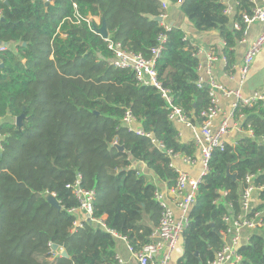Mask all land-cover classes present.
I'll use <instances>...</instances> for the list:
<instances>
[{"label":"trees","instance_id":"1","mask_svg":"<svg viewBox=\"0 0 264 264\" xmlns=\"http://www.w3.org/2000/svg\"><path fill=\"white\" fill-rule=\"evenodd\" d=\"M163 1H180L195 29L219 31L224 70L232 74L234 47L243 37L233 22L239 10L251 12V0H237L233 19L222 0H0V45L5 46L0 51V264H118L113 233L134 250L150 241L161 208L156 186L138 164L172 188L178 174L170 154L193 157L196 145L180 141L156 88L139 83L130 68L111 64L113 52L86 19H103L123 50L146 57L164 33L157 79L172 104L199 127L210 102L206 83L197 84L200 57L182 29L167 30L153 20L167 12ZM127 110L142 134L122 122ZM240 114L245 132L234 145L212 152L176 264L214 259L225 242L223 217L241 213L247 174L262 188L246 216L260 214L261 224L237 248V264H264V99L237 106L233 115ZM77 174L83 188L94 190L93 217L105 228L87 220L75 225L78 217L70 209L78 202L66 185ZM46 193L60 209L47 202Z\"/></svg>","mask_w":264,"mask_h":264},{"label":"built area","instance_id":"2","mask_svg":"<svg viewBox=\"0 0 264 264\" xmlns=\"http://www.w3.org/2000/svg\"><path fill=\"white\" fill-rule=\"evenodd\" d=\"M43 1L45 3L50 2V0ZM232 1H234L235 5H238L237 0H222L225 5L224 13L228 16H230L233 12V6L231 5ZM177 3H180V1H178ZM168 4V1H163V8L167 10ZM238 14L239 20L234 21L233 26L237 30H242L244 36L246 28L249 24L254 21L264 22V3L259 6H254L250 13L242 12L239 10ZM160 16H162L163 22L164 18L166 17V13L161 14ZM77 19L79 20V17ZM86 21L92 32L97 33L96 28L100 26L99 18L90 17L87 18ZM162 22L161 24L165 29L168 30L170 27ZM102 39L107 42L108 48L113 52V57L111 59L112 65L117 68H130L134 72L135 78L139 83L152 86L160 92L161 96L168 104L169 119H171L173 122L184 123L187 126H195L188 121L180 107L172 104L169 91L167 89H164L157 79L155 63L166 42V35L164 33L158 36L156 45L150 49L149 57L143 56L141 53L123 50L118 42H114L110 38L109 34H107L106 38ZM263 45L264 29L257 36V38L249 44L242 57L241 62L239 63V66L237 67V72L239 74L241 82L246 79L251 64L253 63L256 54L260 51ZM195 46L197 47L196 55L200 57L198 71L199 69L205 68V73L209 77L206 85L208 88L210 102L207 109L201 113V116L204 117V121L198 127L199 133H197L194 138L195 145L199 146L202 171L198 177H193L186 172L176 169L172 164V158L177 155H172L170 154V152H168L171 155L170 166L173 167L178 174L174 184V190L180 196L177 203V208L180 214L176 216L172 208L169 207V205L162 198L159 190L155 189L154 198L158 202L161 208V212L158 225L156 226V228H154L153 232L150 235V241L147 244L143 245L140 249L134 250L125 237L112 232L115 237L118 236L126 241L127 249L135 257L137 264L168 263L172 251L177 245V242L180 238H182V232L184 228L189 223L190 208L195 201V197L198 191V185L201 181V178L208 169V161L211 157V154L216 149H225L226 142L224 140V137L229 131V118L234 116V110L237 106L243 105L252 107L257 100L264 99V94L258 92L254 93V95L250 98H244L242 97V93L239 88H227L215 79L213 75L214 63L218 59H222L225 62L224 57L220 55L221 47L218 50H216L215 48L201 50L197 45ZM4 49L5 46L0 45V51H3ZM201 56L204 58V60L203 58L201 60ZM197 84L200 87L202 86L203 81L201 77H199ZM220 94L223 96L231 95L235 98L232 111L229 115H224V113L221 112V109L219 107ZM215 120H218V122L215 123ZM122 122L130 129H134L137 134L143 133L140 129H135L132 127V124L136 121L129 110L125 112ZM246 132L249 135L253 134L251 129H247ZM146 135L151 136L149 133H146ZM3 137L4 135L0 134V142ZM152 141L157 145L158 148H162L161 143L157 142V140L152 139ZM262 142H264V139H262ZM193 159L194 158L190 156L184 157L186 163H192ZM252 179V174H247L245 176L247 186L244 188L240 199L241 213L236 216L225 215L223 217V220L228 224L225 236H230V240L228 242H224L221 249L216 253L214 259L208 262V264H237L240 260V255L237 253V248L241 245V228L247 227L251 229H257L260 226V214H256L254 218H247L246 216V214L251 209L250 197L252 191L262 188L253 186V184L251 183ZM66 188H68L72 192L78 202V206L76 208H71L70 211L76 212L77 210H80L81 212H83L86 220L89 218L91 222H96L105 228V225L103 224L101 219L93 217V200L95 197V192L92 189H85L82 187L81 176L77 174L74 181L68 183L66 185ZM75 225H79V222L76 221ZM117 260L118 264L122 263V260L119 257H117Z\"/></svg>","mask_w":264,"mask_h":264},{"label":"crops","instance_id":"3","mask_svg":"<svg viewBox=\"0 0 264 264\" xmlns=\"http://www.w3.org/2000/svg\"><path fill=\"white\" fill-rule=\"evenodd\" d=\"M251 3L254 6H259L264 3V0H251ZM233 6V12L230 15L231 19L236 14L237 5L234 1L231 2ZM252 7V8H253ZM239 12V11H238ZM165 25L172 27H178L182 29L185 33V36L192 41L193 44L197 45L201 50L215 48L218 50L222 46V39L220 37L218 30H208V31H199L195 29L193 24L188 20L185 14L182 12L179 3H169L167 6L166 17L163 22ZM264 22L254 21L248 25L244 33L243 39L236 42L234 47V72L232 74H227L224 70L225 62L222 59H218L214 63L213 75L216 80H218L225 87L230 89L239 88L242 97L250 98L254 93L258 92L264 94V45L260 51L256 54L253 63L251 64L250 70L246 76V79L241 82L239 74L237 72V67L242 60V57L249 46V44L257 38V36L263 31ZM201 56V60H202ZM204 60V58H203ZM199 77L202 78V81L206 83L209 79L208 75L205 73V68L199 69ZM235 98L233 96H223L220 94L219 97V107L221 112L224 115H229L232 111ZM232 116V115H231ZM243 117L241 114L238 116H232L229 118V131L226 133L224 140L227 144L234 145L236 141L241 137L245 132L242 130V121ZM218 120H215L217 123ZM179 139L182 142L193 141L195 135L199 133V128L197 126H187L181 122H174ZM133 128L140 129V124L134 122L132 124ZM184 155H177L172 158L173 166L183 172L188 173L193 177H198L202 171V164L200 160V151L199 146L196 145V150L193 156L192 163H186L184 160ZM141 168V171L145 174H148L151 182L156 186V189L159 190L160 194L164 201L172 208L176 216H178L179 210L177 208V203L180 198L178 193L174 190V187H168L167 183L160 180L145 164H138ZM258 202V191L253 190L250 197V206H254ZM241 203V202H240ZM76 216L78 217L77 221L81 222L86 220L83 212L77 210ZM260 216V215H259ZM154 230V229H153ZM251 228H241L240 230V241L241 244L247 242L250 234L253 232ZM225 241L230 240V236L224 237ZM116 256L122 260V263L119 264H137L135 257L128 251L126 241L120 237H116L115 245ZM183 254V240L179 239L175 249L172 251L171 257L167 264H176L179 257Z\"/></svg>","mask_w":264,"mask_h":264},{"label":"water","instance_id":"4","mask_svg":"<svg viewBox=\"0 0 264 264\" xmlns=\"http://www.w3.org/2000/svg\"><path fill=\"white\" fill-rule=\"evenodd\" d=\"M153 20H155V21L161 23V22H162V16H155V17H153ZM96 31H97V33H98L102 38H106L108 32H107V28H106V23H105V21H104L103 19H102V21H101V23H100V26H99L98 28H96ZM24 44H25V43H23V45H24ZM0 67H2V64H0ZM23 116H24L23 114H20L19 116H17V117L15 118V124H16L17 126H20V125L22 124V118H23ZM118 148H119L120 150L123 149L122 146H118ZM132 161H134V160L132 159ZM45 198H46L47 202H48L51 206H53V207H55V208H57V209H60V208H61L59 202L57 201V199L55 198V196H54L53 194L46 193V194H45ZM87 221H88V222H91V220H90L89 218L87 219ZM52 248H53L54 250H56V249H58V245L53 244V245H52ZM61 255L64 256V257H68V254H67V252H66L65 250H61Z\"/></svg>","mask_w":264,"mask_h":264}]
</instances>
